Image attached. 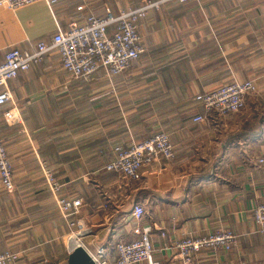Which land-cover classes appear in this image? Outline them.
Returning a JSON list of instances; mask_svg holds the SVG:
<instances>
[{"label":"crops","instance_id":"crops-1","mask_svg":"<svg viewBox=\"0 0 264 264\" xmlns=\"http://www.w3.org/2000/svg\"><path fill=\"white\" fill-rule=\"evenodd\" d=\"M148 0L38 1L0 4V61L10 47L28 50L88 14L133 8ZM151 1V0H150ZM141 56L110 79L98 69L76 79L50 52L7 81L0 136L14 190L0 183V252L19 251V264H66L68 228L43 175L48 169L68 198H80L89 248L148 229L159 264H185L170 245L184 235L230 229V250L203 251L188 264H264V236L252 218L264 201V0H170L137 21ZM252 79L258 94L242 110L203 113L194 99L230 80ZM3 86H0V90ZM14 106L19 119L3 112ZM165 131L174 156H160L130 180L104 169L116 148ZM141 205L144 216L132 210ZM135 264H147L139 262Z\"/></svg>","mask_w":264,"mask_h":264},{"label":"built area","instance_id":"built-area-1","mask_svg":"<svg viewBox=\"0 0 264 264\" xmlns=\"http://www.w3.org/2000/svg\"><path fill=\"white\" fill-rule=\"evenodd\" d=\"M38 1L45 2L50 8L56 0H0V4L17 9ZM170 0H148L140 5L113 12L109 9L103 15L88 14L83 18L70 21L66 27L56 23V30L48 40L37 41L28 50L8 48L0 61V105L11 99L7 81L18 72L28 69L50 52L57 53L62 67L76 79L89 80L98 70L110 79L123 72L131 62L144 52V46L137 30V21L144 17L150 8H158ZM185 2L186 0H178ZM252 79L230 80L220 86L198 93L194 99L200 104L203 113L193 116V121H204L211 114L220 116L240 111L244 108L246 97L258 94ZM264 102V97H263ZM14 106L4 110L3 116L11 122L19 119ZM160 156L170 159L174 156L173 145L165 131H157L147 138L131 141L116 148L115 157L107 162L105 170L114 171L130 180L140 178L141 168L156 161ZM255 163L264 167V151L255 158ZM45 182L55 198L56 207L65 219L68 232L66 248L70 244L82 246L95 264H159L153 258V245L148 229L136 231L139 236L130 240L118 239L114 244L115 259L110 260L107 248L96 245L89 248L82 240L88 232L79 215L80 198H68L62 193L63 184L48 169L43 170ZM0 183L5 190H14L13 169L6 147L0 136ZM144 208L136 204L132 210L135 220L144 216ZM252 218L259 232L264 236V201L252 210ZM237 242V235L230 229H222L204 234L184 235L171 242V246L185 264L192 262L193 256L203 251L216 252L230 250ZM19 251L6 249L0 252V264H19Z\"/></svg>","mask_w":264,"mask_h":264},{"label":"water","instance_id":"water-1","mask_svg":"<svg viewBox=\"0 0 264 264\" xmlns=\"http://www.w3.org/2000/svg\"><path fill=\"white\" fill-rule=\"evenodd\" d=\"M66 264H95V263L82 246H76L68 253Z\"/></svg>","mask_w":264,"mask_h":264},{"label":"bare ground","instance_id":"bare-ground-1","mask_svg":"<svg viewBox=\"0 0 264 264\" xmlns=\"http://www.w3.org/2000/svg\"><path fill=\"white\" fill-rule=\"evenodd\" d=\"M71 245V244H70ZM73 246L72 247H76L77 245L76 244H72Z\"/></svg>","mask_w":264,"mask_h":264},{"label":"rangeland","instance_id":"rangeland-1","mask_svg":"<svg viewBox=\"0 0 264 264\" xmlns=\"http://www.w3.org/2000/svg\"><path fill=\"white\" fill-rule=\"evenodd\" d=\"M65 246H66V244H65ZM72 246H73V245L71 244V245H70V248H72ZM66 247H67V246H66Z\"/></svg>","mask_w":264,"mask_h":264}]
</instances>
